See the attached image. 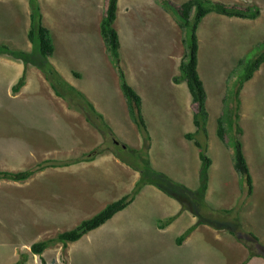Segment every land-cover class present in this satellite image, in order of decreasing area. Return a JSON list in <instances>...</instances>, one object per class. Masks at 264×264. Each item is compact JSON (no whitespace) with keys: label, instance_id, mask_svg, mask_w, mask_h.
Returning <instances> with one entry per match:
<instances>
[{"label":"rangeland","instance_id":"rangeland-1","mask_svg":"<svg viewBox=\"0 0 264 264\" xmlns=\"http://www.w3.org/2000/svg\"><path fill=\"white\" fill-rule=\"evenodd\" d=\"M168 1L179 5L186 0ZM216 1L240 7L256 5L260 13L248 20L211 12L197 27L198 68L209 91L206 131L194 133L192 118L178 128L175 119H161L166 116L162 104L178 97L185 100L181 94L176 97L164 92L167 90L160 76L155 83L147 82L153 89L159 88L158 100L151 105L160 118L146 105L143 117L149 137L145 139L128 118L126 100L116 83V69L111 68L115 66L99 33L106 0H38L55 47L48 62L61 81L89 96L87 99L103 114V122L110 126L97 129L92 122L99 123L98 117H91L86 127L80 124L85 114L78 98L73 95L72 100L62 87L67 98L55 95L36 66H24L20 59L0 54V170H23L45 159L57 164L22 182L0 179V213H19L13 220L5 213L0 215L1 251H6L4 246L9 251L16 245V259L24 252L25 264H227V255L228 264H241L249 250L255 249L237 241L227 227L251 231L264 245V62L239 92L240 139L252 176L249 195L233 167L232 147L226 144V137L220 140L216 135L227 85L235 83L241 73L238 60L252 58L264 40V0ZM160 4L157 0H118L114 27L124 46L138 31L142 33L141 42L161 43L160 53L169 44L174 46L171 39H178L180 32L176 31L177 38L172 34L171 21L164 28L168 40L158 34L160 16L165 17L158 10ZM173 9L167 10L175 16ZM29 14V0H0V44L38 59L37 49L27 37ZM143 62L147 61L143 58ZM24 69L25 83L13 92L11 86ZM151 69L152 74L159 70L155 66ZM181 84L188 97L185 84ZM181 101L171 102L177 105L173 107L177 118ZM189 131L194 133L193 140L185 137ZM194 140L202 143L211 160L207 189L199 193L202 203L180 190L186 207L182 208L155 184H147L114 218L78 240L65 245L55 241L41 253L31 252L33 243L55 238L130 192L139 176L132 164L141 171L148 162L172 182L198 190L201 161ZM53 143L59 144L58 148ZM89 154L93 155L91 160L64 165ZM127 171H132L135 179ZM49 180L53 183H47ZM104 190L107 197L99 194ZM190 208L220 228L201 223L178 244V237L198 221ZM0 262L10 264L3 253Z\"/></svg>","mask_w":264,"mask_h":264},{"label":"trees","instance_id":"trees-1","mask_svg":"<svg viewBox=\"0 0 264 264\" xmlns=\"http://www.w3.org/2000/svg\"><path fill=\"white\" fill-rule=\"evenodd\" d=\"M161 5L168 9L174 8L175 14L180 21V27L183 29L184 35L182 41L185 46V52L182 55L179 63V73L173 77L175 83L184 82L188 88L191 96V102L195 109L192 117V122L195 126L194 133H198L200 130L206 131L205 124L207 118L206 110V92L203 86V82L199 76L197 70L198 61V37L196 34L197 27L203 17L208 13L215 12L223 14L229 17L248 18L252 19L259 14V8L256 5L240 7L238 5H228L224 2L216 0H186L179 5L173 4L168 0H159ZM118 0H106V8L104 15L102 16L99 27L102 39L106 46L108 56L118 71L119 86L122 94L127 103V112L131 121L136 125L137 129L145 139L149 137L147 131V125L141 111V97L135 91V89L128 83L125 73L120 65L119 57V37L117 30L114 28L113 23L116 18ZM30 9V23L27 32V37L39 54L38 59H34L30 54L23 50H15L9 48L6 44H0V54H5L15 59H20L24 66L28 63L33 64L40 69L46 79L50 82V85L55 95L67 98L66 94L62 92L61 87L69 92L71 99L74 100V96L78 98L82 103L80 106L84 110L85 118L89 122L91 117H98L99 123L92 124L100 129L104 127L108 128V125L103 122L102 115L98 113L93 104L74 86L61 81L60 76L56 69L48 62V58L54 53V43L50 29L43 22V14L41 12L38 0H29ZM264 62V40L261 42L260 50L252 57L247 59L238 60V64L241 67V73L238 80L227 85V92L223 98V108L221 115L217 118L216 135L220 140L227 138L226 144L232 147V161L235 171L239 174L242 188L246 187V193L249 195L252 192V176L249 170L248 163L243 153V145L240 139L243 130L239 124V92L245 81L249 80L254 71ZM79 76L78 73H75ZM25 83V69L23 74L18 78L11 89L13 92H17L21 86ZM74 95V96H73ZM94 120V119H93ZM103 122V123H102ZM194 133L188 132L185 136L193 140ZM231 133V135H230ZM148 136V137H147ZM194 144L199 148L198 156L201 161L199 170V188L196 191L188 189L185 185L172 182L168 175L161 171H156L149 165L148 162L141 171L132 164L133 169L139 172V177L136 180L131 191L122 195L118 199H115L107 203L101 210L96 212L89 218L81 220L76 226L71 229L60 232L55 238L35 242L31 245L32 253H41L49 244L58 241L65 245L67 242H73L81 238L85 233L99 227L107 220H109L115 213L127 207L135 198L140 189L147 184H155L161 191L165 192L175 200H177L182 208H186L180 190L196 196L194 199L197 203H202L199 193H203L207 189L208 168L211 160L205 152V148L198 140H194ZM148 146V145H147ZM91 154V153H90ZM86 155L81 159H74L72 161H66L64 165H69L77 161H88L93 158V155ZM128 163H131L127 161ZM56 164L45 160L38 163L32 168H27L18 171L0 170V179H9L13 181H23L29 178L37 171L43 170ZM131 165V164H130ZM176 186L179 189L171 188ZM198 193L197 195H195ZM200 197V198H199ZM192 214L198 216V221L195 224L189 226L177 239V243L180 244L183 239L190 234L199 224L210 223L214 224L215 228H220L217 224L207 221V219L199 217V212L190 208ZM174 216L169 220H173ZM170 222V221H169ZM227 230L234 236V238L241 242L246 247L255 249L247 254V258L241 264H247L246 260L253 255H258L264 258V245L259 242V238L251 231L239 230V228L227 227ZM252 244V246L250 245ZM27 255L24 252L19 253V257L10 264H25Z\"/></svg>","mask_w":264,"mask_h":264},{"label":"crops","instance_id":"crops-1","mask_svg":"<svg viewBox=\"0 0 264 264\" xmlns=\"http://www.w3.org/2000/svg\"><path fill=\"white\" fill-rule=\"evenodd\" d=\"M157 1L160 3L159 0H157ZM158 10L162 14H164V16H165V17H161L160 16L162 21L160 23L159 30H158L159 36L162 33L163 37L165 39H167L166 35L168 33H166L164 31V28H165V25L168 23V21H171L173 23L172 34H174L175 37H176V31H177V33L180 32V35H179L178 39H176V40L171 39V42L175 43L174 46H173V44H169V46L166 47L165 49H163L161 51V53H160L159 46H160L161 43L160 44H156L155 43V45L149 44V43H143V42H141L139 40V37H142L141 31L134 32L133 37H131L130 40H129V45L124 46V44H122L120 42V39H119L120 65H121V67H122V69H123V71L125 73V76H126V79H127L128 83L135 89V91L141 97V111L143 112V114H144L143 116H145V117H146L145 108L147 109V107H148V109H150V108L152 109V105L151 104H155L156 101L158 100L157 95H158V91H159V88L156 89L157 90L156 91L155 89H153L151 87V85L147 84V82L153 81L155 83L156 79H158L160 76H162L163 77L162 85L165 86L164 88L167 90V91H164V92H167L168 94H171V95L176 96V97H178V95L181 94V96L184 98L185 102L181 101L179 99V97H178L177 99H174V100H172V101H170L168 103L162 104V109H164L166 111L164 113L166 116L164 118H161V119H166V120L167 119H175L180 124V125L178 124L177 126H175L176 128H178L179 126H182L183 122L186 123L190 118H192L193 117V113H194L193 112V109H194L193 108V104L191 102V96H190V93L188 91V88H187L186 84L184 82L175 83L173 81V77L179 73L180 59H181L182 55L185 52V46H184V43L182 41L183 33L181 32L180 21H179V18H178V16L176 14H175L176 17L173 16V15H170L169 11L166 8L164 9L161 4H160V7H159ZM103 11H104V7H103ZM117 11H118V3H117ZM103 15L104 14H102V16ZM116 17H117V12H116ZM115 20H116V18H115ZM115 20H114V22H115ZM162 25H163V27H162ZM113 26H114V23H113ZM99 33L101 35L100 27H99ZM118 37H119V35H118ZM145 45H147L148 48H146ZM177 45L180 46V50L179 51H178V46ZM181 47H183L184 50L181 49ZM148 56L150 58H147ZM143 58H144V60L147 61L146 63L143 62ZM152 66H155V68L159 69L154 74H152V72H153L152 69H151ZM111 68H112V70L116 69L113 66H111ZM197 70H198L199 76H200V78H201V80L203 82V86H204V89H205V92H206L205 105H206V108H207V104L209 102V91H208V88H207V85H206V80H205L203 74H201L200 66L198 68V61H197ZM116 74H117L116 83H117L118 87L120 88V86H119V75H118L117 69H116ZM148 77H150V78H148ZM181 83L185 84L186 89H187L188 94H189L188 97L186 95V90H181V87H183V85ZM120 91H121V89H120ZM121 93H122V91H121ZM148 93H151V95L149 97H147ZM84 96H86V95H84ZM87 97H89V96L87 95ZM147 99H148V104H146ZM173 101H181L180 102L181 104H180L179 118H177L176 114H174L175 112L173 111V107H177V105L171 104V102H173ZM91 103L94 104L93 102H91ZM146 105H147V107H146ZM126 106H127V103H126ZM222 108H223V99H222ZM95 109H96V111L98 113L101 112V111L98 110L96 105H95ZM66 110H68V109H66ZM153 112L155 113L154 116H156V118H160L159 117V111H154L153 110ZM67 115H68V111H65L64 112V116H67ZM61 117L63 118V116H61ZM82 117L83 118L81 119V123L80 124H83L86 127L88 125V121L86 120L85 116L82 115ZM102 117L104 118L103 114H102ZM189 122H191V121H189ZM134 127H135L136 130H138L135 124H134ZM129 128H132V127H129ZM37 131L41 132V130H39V129H37ZM194 131H195V129H194ZM189 132H191V131H189ZM24 137H27V136H24ZM32 138H33L34 141H37L38 143H41L37 139H34L33 136H32ZM53 144L57 145V146H55V148H58L59 144H56V143H53ZM36 145H38V144H36ZM55 148H53V149H55ZM124 167L125 168H129L128 166H125V165H124ZM46 169H48V168H46ZM43 171L37 172L35 174H37V175L42 174ZM127 173L132 174V177L135 179L136 175L132 171H127ZM53 174H54V172H53ZM43 180H44V177H43ZM109 181L110 180H108L107 182H109ZM47 183L51 184V183H53V180H49ZM105 191L106 190L99 191V194H101V196L107 197V192H105ZM68 199H69V196H68ZM16 206H17V204H16ZM5 208H7V207L5 206ZM4 213L8 217H11V218H9V220H13L14 217L18 218L17 215L19 214L17 212H13V211H6V212L0 213V215L3 216ZM117 213H119V212H117ZM114 215L111 218H114ZM16 247H17L16 245H14V246L12 245V248L8 251L9 247L8 246L7 247L4 246L6 251H1L0 250V254L1 253L6 254V259L9 260V263H11V262L15 261L16 257H17V253L15 252ZM224 258L226 259L227 264H228L229 256L228 255L224 256ZM246 261H247L246 262L247 264H264V258L261 257V256H258V255H253L252 257H250ZM242 262H243V260H242Z\"/></svg>","mask_w":264,"mask_h":264},{"label":"clouds","instance_id":"clouds-1","mask_svg":"<svg viewBox=\"0 0 264 264\" xmlns=\"http://www.w3.org/2000/svg\"><path fill=\"white\" fill-rule=\"evenodd\" d=\"M105 5H106V3H105ZM259 13H260V12H259ZM205 16H206V15H205ZM258 16H259V14L257 15V17H258ZM257 17L252 18V19H248V18H240V19L254 20V19H256ZM182 33H183V31H182ZM255 71H256V70H255ZM252 76H253V75H252ZM247 81H248V80H247ZM11 87H12V86H11ZM61 98H62V97H61ZM223 98H224V97H223ZM84 116H85V115H84ZM195 133H196V132H195ZM185 137H186V136H185ZM45 160H49V159H45ZM45 160H42V161H40V162H38V163H41V162H43V161H45ZM49 161H50V160H49ZM38 163H36L35 165H37ZM35 165H33L32 167H34ZM200 165H201V163H200ZM32 167H30V168H32ZM50 167H57V164H56L55 166H50ZM47 168H49V167H47ZM45 169H46V168H45ZM45 169H43V170H45ZM43 170H40V171H37V172H41V171H43ZM10 171H13V170H10ZM17 171H18V170H17ZM136 171H137V170H136ZM37 172H36V173H37ZM137 172H138V171H137ZM138 173H139V172H138ZM34 174H35V173H34ZM31 176H32V175H31ZM31 176H30V177H31ZM30 177H29V178H30ZM138 177H139V176H138ZM29 178H27V179H29ZM27 179H26V180H27ZM8 180H9V179H8ZM207 180H208V179H207ZM11 181H13V180H11ZM23 181H25V180H23ZM21 182H22V181H21ZM130 204H131V203H130ZM125 208H126V207H125ZM122 210H123V209H122ZM120 211H121V210H120ZM94 214H95V213H94ZM94 214H93V215H94ZM115 214H116V213H115ZM90 217H91V216H90ZM88 218H89V217H88ZM84 219H86V218H84ZM110 219H111V218H110ZM82 220H83V219H82ZM80 221H81V220H80ZM80 221H79V222H80ZM103 224H104V223H103ZM76 225H77V224H76ZM76 225H75V226H76ZM100 226H101V225H100ZM100 226H99V227H100ZM72 228H73V227H72ZM97 228H98V227H97ZM70 229H71V228H70ZM95 229H96V228H95ZM93 230H94V229H93ZM91 231H92V230H91ZM89 232H90V231H89ZM87 233H88V232H87ZM190 233H191V232H190ZM85 234H86V233H85ZM85 234H84V235H85ZM230 234H231V233H230ZM188 235H189V234H188ZM231 235H232V234H231ZM233 237H234V236H233ZM183 240H184V239H183ZM42 241H43V240H42ZM57 242H58V241H57ZM61 244H62V243H61ZM66 244H67V243H66ZM45 249H46V248H45ZM45 249H44V250H45ZM44 250H43V251H44ZM43 251H42V252H43Z\"/></svg>","mask_w":264,"mask_h":264}]
</instances>
